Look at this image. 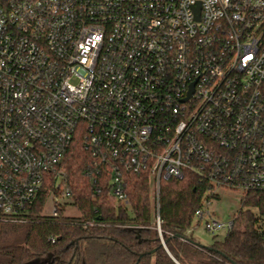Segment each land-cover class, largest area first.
Here are the masks:
<instances>
[{
    "label": "built area",
    "instance_id": "2783aa9c",
    "mask_svg": "<svg viewBox=\"0 0 264 264\" xmlns=\"http://www.w3.org/2000/svg\"><path fill=\"white\" fill-rule=\"evenodd\" d=\"M79 138L119 204L149 175L162 245L161 181L190 173L212 189L195 220L228 235L210 195L264 193V0H0V216L25 221L48 176L53 216L74 208Z\"/></svg>",
    "mask_w": 264,
    "mask_h": 264
},
{
    "label": "trees",
    "instance_id": "16d2710c",
    "mask_svg": "<svg viewBox=\"0 0 264 264\" xmlns=\"http://www.w3.org/2000/svg\"><path fill=\"white\" fill-rule=\"evenodd\" d=\"M99 169L82 140H75L59 170L80 215L67 216L63 206L57 216L42 215L54 190L55 177L48 176L25 221L0 216V264H264V193L242 197L233 229L223 241L204 247L187 233L212 189L193 173L163 179L160 216L166 250L156 230L149 175L127 173L130 205L125 207L109 194Z\"/></svg>",
    "mask_w": 264,
    "mask_h": 264
},
{
    "label": "rangeland",
    "instance_id": "374dc122",
    "mask_svg": "<svg viewBox=\"0 0 264 264\" xmlns=\"http://www.w3.org/2000/svg\"><path fill=\"white\" fill-rule=\"evenodd\" d=\"M61 172H63L61 170ZM219 200H213L208 206V210L211 213V218L218 220L222 223H228L238 214L241 209L242 194L239 191L220 189L218 190ZM54 209V201L49 198L45 204L43 216L52 217ZM67 216L78 217L80 214L75 208L67 209ZM206 220L198 223L194 220L191 231L187 233L189 239L194 240L196 243L204 247H211L216 241H223L227 236V232L222 231L216 235L210 234L206 229Z\"/></svg>",
    "mask_w": 264,
    "mask_h": 264
},
{
    "label": "water",
    "instance_id": "95a60500",
    "mask_svg": "<svg viewBox=\"0 0 264 264\" xmlns=\"http://www.w3.org/2000/svg\"><path fill=\"white\" fill-rule=\"evenodd\" d=\"M164 247H165V249L167 250V247H166V245H163ZM176 264H179L178 262H176Z\"/></svg>",
    "mask_w": 264,
    "mask_h": 264
}]
</instances>
